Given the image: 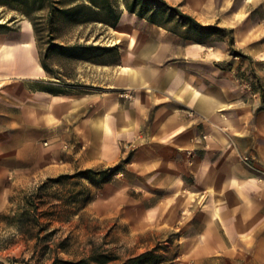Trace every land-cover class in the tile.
I'll return each instance as SVG.
<instances>
[{"label":"crops","instance_id":"1","mask_svg":"<svg viewBox=\"0 0 264 264\" xmlns=\"http://www.w3.org/2000/svg\"><path fill=\"white\" fill-rule=\"evenodd\" d=\"M111 2L77 37L116 57L71 73L30 18L0 27V211L15 184L123 165L133 225L187 232L196 264H264V0Z\"/></svg>","mask_w":264,"mask_h":264},{"label":"rangeland","instance_id":"2","mask_svg":"<svg viewBox=\"0 0 264 264\" xmlns=\"http://www.w3.org/2000/svg\"><path fill=\"white\" fill-rule=\"evenodd\" d=\"M148 1L140 0L145 6ZM63 2L30 0L28 6L15 3L30 12L42 60L52 66L54 74L61 73V68L64 73L75 71L78 59L72 47L86 45V40L78 39V32L84 37L87 32L96 34L103 30V26L79 28L70 16L57 10L72 0ZM40 5L43 9L37 10ZM80 14L88 16L85 9ZM14 15L22 14L11 6H0V27ZM173 25L177 27L179 22L174 21ZM207 28H198L197 33L219 34L215 26ZM223 35L230 37L231 31H223ZM90 42L111 43L106 39H90ZM115 57L116 51L100 56L107 61ZM122 167H98L92 172L74 170L54 178L43 176L15 184L7 206L0 211V261L5 264H196L191 258L196 249L185 240L187 232L176 228L144 229L126 219L128 205L123 196L126 186L120 174L116 176ZM65 175L68 176L62 177ZM29 203L38 205L41 222L46 226L39 237H28L17 227Z\"/></svg>","mask_w":264,"mask_h":264},{"label":"trees","instance_id":"3","mask_svg":"<svg viewBox=\"0 0 264 264\" xmlns=\"http://www.w3.org/2000/svg\"><path fill=\"white\" fill-rule=\"evenodd\" d=\"M48 2H55L57 3H64L63 0L54 1V0H47ZM80 0H72L71 3H67L66 7L63 9H57L61 14H67L70 16L71 20L75 24L89 22L94 20L95 18L99 17V14L105 10V20L109 18H113V4L112 0H84L85 3H79ZM127 1V0H126ZM19 2L24 5H29L30 0H0V6H11L13 11H19L22 15L29 18V11H25L22 8L15 6V3ZM140 0H133L130 4V10L133 12L137 8V4H139ZM155 2V0H149L146 2H140V12L142 14L149 13L152 10L151 3ZM43 5H40L37 10H42ZM82 9H85L88 12L87 17H82L80 12ZM99 9V10H98ZM102 10V11H101ZM178 12V11H177ZM183 17L186 15L182 14ZM103 17V16H102ZM171 17V16H170ZM52 18V17H50ZM187 19L192 20L190 17L187 16ZM33 23V20H31ZM34 25V24H33ZM3 25H1L2 27ZM207 29H213V27H208ZM218 31L221 30L219 28H214ZM64 50H67L63 46L61 47ZM72 50H76L75 53L76 59L78 60H85V61H97V59L105 52L114 51V48L102 47V46H95V45H77L72 47ZM45 65V63H44ZM92 169L87 170V172H92ZM68 175L62 176L67 177ZM38 205L29 203L23 213L19 217V223L17 227L22 231V233L26 234L28 237H39L40 233L45 230L46 226L44 223L41 222V215L38 211ZM0 264H5L4 262L0 261Z\"/></svg>","mask_w":264,"mask_h":264},{"label":"built area","instance_id":"4","mask_svg":"<svg viewBox=\"0 0 264 264\" xmlns=\"http://www.w3.org/2000/svg\"><path fill=\"white\" fill-rule=\"evenodd\" d=\"M243 162L245 163L246 166L249 168H254V164L252 162V159L249 156H244L243 157Z\"/></svg>","mask_w":264,"mask_h":264}]
</instances>
